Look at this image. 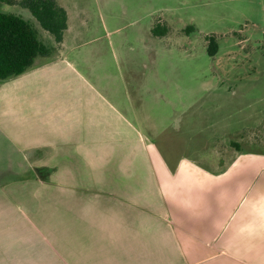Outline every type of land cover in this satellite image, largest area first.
Masks as SVG:
<instances>
[{"label": "crops", "instance_id": "1", "mask_svg": "<svg viewBox=\"0 0 264 264\" xmlns=\"http://www.w3.org/2000/svg\"><path fill=\"white\" fill-rule=\"evenodd\" d=\"M67 16L51 56L0 80V264H264V153L173 156Z\"/></svg>", "mask_w": 264, "mask_h": 264}, {"label": "rangeland", "instance_id": "2", "mask_svg": "<svg viewBox=\"0 0 264 264\" xmlns=\"http://www.w3.org/2000/svg\"><path fill=\"white\" fill-rule=\"evenodd\" d=\"M16 1L0 12L30 18L49 45L54 37ZM56 1L74 26L69 41L100 48L99 83L127 100L131 119L134 107L168 123L163 135L180 141L173 156L213 166L205 156L264 153V0Z\"/></svg>", "mask_w": 264, "mask_h": 264}, {"label": "trees", "instance_id": "3", "mask_svg": "<svg viewBox=\"0 0 264 264\" xmlns=\"http://www.w3.org/2000/svg\"><path fill=\"white\" fill-rule=\"evenodd\" d=\"M0 2L14 5L17 1ZM18 4L29 10L42 29L51 34L56 42L63 40L68 16L67 11L56 0H21ZM154 31L161 35L159 26ZM53 50L42 41L38 29L31 21L14 13L0 12V80L27 72L38 57H49ZM218 50L216 38L209 37L208 53L215 56Z\"/></svg>", "mask_w": 264, "mask_h": 264}]
</instances>
